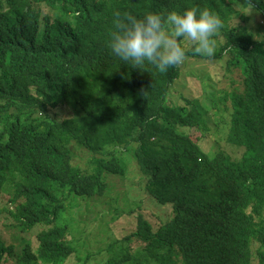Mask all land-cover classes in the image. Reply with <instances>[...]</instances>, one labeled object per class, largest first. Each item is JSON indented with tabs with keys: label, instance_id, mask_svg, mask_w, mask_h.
I'll use <instances>...</instances> for the list:
<instances>
[{
	"label": "trees",
	"instance_id": "16d2710c",
	"mask_svg": "<svg viewBox=\"0 0 264 264\" xmlns=\"http://www.w3.org/2000/svg\"><path fill=\"white\" fill-rule=\"evenodd\" d=\"M238 2L262 25L251 27ZM191 7L223 21L215 54L188 56L237 73L219 99L239 155L203 146L215 97L169 101L179 65L131 67L108 46L116 13ZM65 105L76 111L54 112ZM74 143L90 154L83 165ZM127 173L171 214L131 208L133 230L98 251L105 264H264V0H0V214L15 230L13 242L0 234V264H89L95 253L79 255L71 210L102 198L106 175L140 192Z\"/></svg>",
	"mask_w": 264,
	"mask_h": 264
},
{
	"label": "rangeland",
	"instance_id": "374dc122",
	"mask_svg": "<svg viewBox=\"0 0 264 264\" xmlns=\"http://www.w3.org/2000/svg\"><path fill=\"white\" fill-rule=\"evenodd\" d=\"M236 7L244 16L249 18L251 27L256 28L258 25H262L259 14H256L251 8L239 2ZM236 21L237 18L235 19V22ZM224 64V62L218 59H202L199 57L187 56L185 61L179 65L180 76L175 80L172 87H170L168 98L169 101L173 102L172 104L176 105L180 103L183 97L194 96L193 98H197L201 103L204 94L212 96L213 98L215 97L218 107H212L208 111L207 116L209 119H207V122L210 129L203 137V146L205 149L212 150L224 146L232 154L239 155L240 151L233 148L225 141V123L228 119V115L224 104H228L229 102H223L219 99L223 95L224 90L229 91V89H231L230 78L238 81V77L236 72L222 76ZM235 84H238V82H234V85ZM199 93L201 96L196 97L195 94L197 95ZM75 111L73 107L67 105L63 108H59V110H54L55 113L62 117H67L70 113ZM217 141L219 143H215ZM71 150L73 153V162L78 165L85 164L87 158L90 156L82 146L75 143L71 146ZM128 153L129 154H125L123 152L124 158H122V162L127 164L129 171L131 165H134L135 159L132 151H128ZM110 177H112V183ZM115 178L121 181V178L117 175H106L105 179L108 182V191L105 192L104 196L91 200L89 203L80 201L70 213L74 217V221L70 225V230L75 244L79 248V255L82 257L86 252L95 253L89 264H105L108 255L105 252L102 254L98 251L104 249L109 243L133 230L135 218L133 214H127L131 208H136L137 206L139 211L141 210L149 217L171 214L170 209L156 203L151 196H147L141 191L142 185L138 182L136 176L133 177L127 173L125 185H129V181L136 179V182L133 183V188L138 189L140 192L133 190V193L128 195L123 191V185H121L120 182L118 184ZM115 184L116 186L114 187ZM109 189L111 191L113 190V195H108ZM115 191H119V194H115ZM100 198L101 200H99ZM106 200H108L107 204ZM111 202L113 204H111ZM152 202L155 205L151 204ZM88 205L90 208H88ZM164 221L165 219L163 222ZM5 222L9 223V221H6L0 214V234L6 241L13 242L14 239L11 238V234L14 233L15 230L6 227L4 225Z\"/></svg>",
	"mask_w": 264,
	"mask_h": 264
},
{
	"label": "clouds",
	"instance_id": "9594fccd",
	"mask_svg": "<svg viewBox=\"0 0 264 264\" xmlns=\"http://www.w3.org/2000/svg\"><path fill=\"white\" fill-rule=\"evenodd\" d=\"M115 15L108 42L112 54L128 66L147 63L161 72L182 64L189 54L212 57L215 36L223 27L220 16L207 8Z\"/></svg>",
	"mask_w": 264,
	"mask_h": 264
}]
</instances>
